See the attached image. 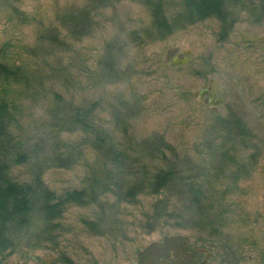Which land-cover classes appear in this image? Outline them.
<instances>
[{"label":"rangeland","instance_id":"obj_1","mask_svg":"<svg viewBox=\"0 0 264 264\" xmlns=\"http://www.w3.org/2000/svg\"><path fill=\"white\" fill-rule=\"evenodd\" d=\"M224 5L0 0L10 176L83 196L48 239L39 216L13 226L0 264H264V0Z\"/></svg>","mask_w":264,"mask_h":264},{"label":"trees","instance_id":"obj_2","mask_svg":"<svg viewBox=\"0 0 264 264\" xmlns=\"http://www.w3.org/2000/svg\"><path fill=\"white\" fill-rule=\"evenodd\" d=\"M155 3V2H154ZM190 14L205 18L217 16L223 18L225 14L224 0H185ZM153 14L160 26L167 24L166 16L160 3L153 6ZM5 66L0 67L3 71ZM8 70V69H5ZM78 117H80L78 115ZM10 113L0 103V246L8 249L14 239L11 228L15 225L27 226L32 224L34 216L45 220L48 231L58 228L59 220L67 205L79 203L83 198L82 192H66L62 197L47 189L43 179L37 175L32 183L16 182L11 176V167L14 163L25 161V153L13 152ZM170 172H161L156 175V186L164 185L169 179ZM12 248V247H11ZM190 250V249H189Z\"/></svg>","mask_w":264,"mask_h":264},{"label":"flooded vegetation","instance_id":"obj_3","mask_svg":"<svg viewBox=\"0 0 264 264\" xmlns=\"http://www.w3.org/2000/svg\"><path fill=\"white\" fill-rule=\"evenodd\" d=\"M207 88H208V92L205 93V95H208L210 97V100H212L214 97H216L217 98L216 104H219L220 101L222 100L220 90L211 84H209ZM198 249H199V252H201V253H203L205 251V248H203V247L198 248ZM36 264H72V262L71 261L59 262V261H56L55 259H51V260H45L43 263L38 261V262H36Z\"/></svg>","mask_w":264,"mask_h":264},{"label":"water","instance_id":"obj_4","mask_svg":"<svg viewBox=\"0 0 264 264\" xmlns=\"http://www.w3.org/2000/svg\"><path fill=\"white\" fill-rule=\"evenodd\" d=\"M185 52L189 53L190 51L186 50ZM189 60H190V57L188 55H186V56H184L182 58L178 57V56H175L174 59L172 60V62L176 63V64H181V63H186ZM207 92H208V88H203L200 91V95L203 96ZM212 102L216 104V102H214V101H212ZM132 264H136V263H132ZM181 264H207V263L205 261H191V262H185V263H181Z\"/></svg>","mask_w":264,"mask_h":264}]
</instances>
